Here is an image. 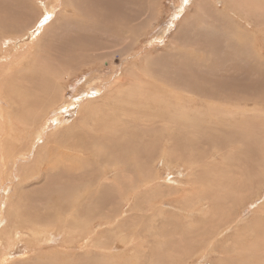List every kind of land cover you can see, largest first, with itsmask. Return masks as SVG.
<instances>
[{
  "label": "rangeland",
  "instance_id": "obj_1",
  "mask_svg": "<svg viewBox=\"0 0 264 264\" xmlns=\"http://www.w3.org/2000/svg\"><path fill=\"white\" fill-rule=\"evenodd\" d=\"M25 3L31 4V8L25 9ZM68 3L67 0H0V60L7 59L0 64V75L27 76L36 64L40 68L34 70L38 72L45 67L46 80L60 84L64 94L60 104L47 109L34 123L24 114L29 104L17 102L10 107L7 101L0 99V111L5 116L0 122H4L0 125V264H4L5 237L11 234H17L14 245L22 246L23 251L7 264L255 263L257 259L246 258L244 250L257 246L259 253L264 251V16L247 13V9L234 10L235 3L230 4L229 0H89V4L82 6L87 7L84 12ZM49 12L53 13L51 22L46 20ZM29 19L32 22L27 23ZM47 21L52 35L46 42L48 48L41 53L38 37L48 26ZM17 23L19 26L28 24L29 28L34 25L35 33L40 34L36 41L33 39L31 49L19 50V45L23 47L26 43H22V39L14 41L18 35L10 26ZM180 25H192L188 42L176 40ZM62 27L67 30L65 34ZM210 30H218L222 36L204 41L207 40L204 32ZM77 60L86 64H79ZM36 77V74L30 75L29 80L36 81L27 84L33 92L41 85ZM127 78L131 85L142 81L140 92L147 102L154 87L160 93L177 88L175 97H179L180 103L189 108L211 109V114L208 112L209 115L206 113L198 119L190 114L189 121L184 119L182 124L180 121L182 130L172 128L167 113L158 115L153 124L152 118H144L139 122L142 128L133 133L140 143L120 142V145L118 142L112 146L110 140H98V134H92V125H97L94 120L100 121L102 110L124 104L126 93L122 95L116 90L123 88ZM4 80L6 85L10 83V88L20 87L18 79ZM184 87L189 90L185 92ZM158 98L161 96L153 100ZM91 99L95 102L83 106ZM214 108L220 109L218 114L224 109L227 116L219 114L218 120L215 112L212 113ZM193 126L196 131L186 130ZM245 134L249 135L250 142L241 147L238 141ZM116 157L121 160L118 170ZM145 165H148L146 169ZM61 167L67 168L62 170ZM147 169L154 173L152 180L145 173ZM154 178L158 180L153 181ZM218 179L223 185H219L220 189L223 187L222 192L218 190ZM158 182L165 188H156ZM204 195L203 198L208 199L201 201ZM218 196L224 200L222 204ZM194 210L199 213L188 214ZM223 214H230V219L236 220L230 227L219 229L222 231L218 235V224H221L218 217ZM29 215L37 218L31 219ZM28 218L31 220L27 221ZM44 218H48L49 225ZM184 220L193 221L184 223ZM236 221L239 222L235 224ZM30 230H41L34 242ZM209 239L207 246L201 244Z\"/></svg>",
  "mask_w": 264,
  "mask_h": 264
},
{
  "label": "bare ground",
  "instance_id": "obj_2",
  "mask_svg": "<svg viewBox=\"0 0 264 264\" xmlns=\"http://www.w3.org/2000/svg\"><path fill=\"white\" fill-rule=\"evenodd\" d=\"M69 3V5L70 6H72L75 10H78V11H83L84 12V10L87 8H82V6H86L87 5V3L89 4V0H67ZM85 3H84V2ZM156 1V0H155ZM229 2H230V4H233V3H235L233 6H234V10H248L247 11V13H249V12H254L257 16H264V0H235V1H233V0H229ZM39 3V2H38ZM52 3V2H51ZM150 3V2H149ZM199 3V2H198ZM96 4V3H95ZM16 5H17V3H16ZM25 6H24V8L25 9H30L31 8V4L30 5H28L27 3H25L24 4ZM40 5H42V4H40ZM51 5V4H50ZM93 5V4H92ZM52 6H54V5H52ZM155 6V5H154ZM93 8V7H92ZM47 9V8H46ZM58 10V9H57ZM233 10V11H234ZM104 11V10H103ZM46 12V11H45ZM46 14V13H45ZM49 14V16H47L48 18L46 19V20H48V21H52L51 19L53 18V13H48ZM92 15V14H91ZM124 16V15H123ZM28 17V16H27ZM52 17V18H51ZM29 18V17H28ZM27 19V18H26ZM93 19V18H92ZM65 20H68L67 18L65 19ZM19 21V20H18ZM47 21V25H48V22ZM30 22H32V20L31 19H29L28 20V22L27 23H30ZM2 23V22H1ZM0 23V24H1ZM70 23V22H69ZM71 24V23H70ZM73 24V23H72ZM88 24V23H87ZM184 24V23H183ZM28 25V24H27ZM25 26V25H21V26H19V23H17V24H13V25H11L10 27H12V31H16L15 33H17V37H14V41H17V40H19V39H22L21 40V42L22 43H26V44H24V46L23 47H20V45H19V50H20V48H22V49H24V48H30L31 49V47H33V45H34V40L36 41L37 39V37L40 35L39 33V35L37 34V33H35V30H34V25L33 26H30V28H29V26ZM32 25V24H31ZM69 25V24H68ZM57 26V25H56ZM83 26V25H82ZM190 26H192V25H187V26H184V27H182L181 25H180V27L179 28H177V30H176V34H175V36H176V40H178L179 38H180V40L181 41H184V42H188V36H189V33L192 31V29H191V27ZM23 27V28H22ZM58 27V26H57ZM17 28V29H16ZM63 28V27H62ZM69 28V27H68ZM76 28V27H75ZM14 29H16V30H14ZM50 29H52V27L51 26H47V27H45V30H43V33H41L42 35H41V37L39 36L38 38H41V41H40V44L38 43L37 45L39 46V48H40V50H39V52H41V50H42V52L41 53H43V52H45V50H43V49H45V47L46 48H48V46H47V44H46V42H48V39H49V36L50 35H52V30H51V32H50ZM54 29V28H53ZM56 29H58L59 30V28H56ZM70 29V28H69ZM68 29V30H69ZM72 30H74V29H72ZM42 31V30H41ZM62 34H65L66 33V28H63L62 29ZM69 31H71V30H69ZM68 31V32H69ZM73 32V31H72ZM76 32V31H75ZM93 32V31H92ZM95 32V31H94ZM21 33V34H20ZM12 34V33H11ZM67 34H69V33H67ZM66 34V35H67ZM74 34V33H73ZM10 35V34H9ZM204 35H206L205 37L207 38V40H204V41H207V42H209L210 40H212V39H217L219 36L221 37L222 35L221 34H219L218 33V30L217 31H215V30H210V31H206V32H204ZM14 36V35H13ZM68 36V35H67ZM85 37L84 38H86V35H84ZM10 38V37H9ZM78 38V37H77ZM5 39V38H4ZM33 40V41H30V40ZM51 39V38H50ZM71 39V38H70ZM9 40V39H8ZM61 40H63V39H61ZM69 40V39H68ZM78 40V39H77ZM174 40H175V38H174ZM6 41V40H5ZM27 41V42H26ZM50 41V40H49ZM66 41V40H65ZM82 41V40H81ZM75 42V41H74ZM172 42H174V41H172ZM83 43H84V41H83ZM82 43V44H83ZM202 43V42H201ZM204 43V42H203ZM17 44V43H16ZM16 44H14L15 45V49H16ZM27 45V46H26ZM72 45V44H71ZM73 45H74V43H73ZM87 46H89V45H87ZM196 46V45H195ZM229 46V45H228ZM29 49V50H30ZM83 49V48H82ZM48 50V49H47ZM84 50V49H83ZM86 50V49H85ZM248 50V49H247ZM26 51V50H25ZM24 53V52H23ZM27 53V52H26ZM29 53H30V51H29ZM7 54V53H6ZM11 54V53H10ZM10 54H9V56H10ZM16 54V53H15ZM28 55V54H27ZM47 55V54H46ZM50 55V54H49ZM86 55V54H85ZM29 56V55H28ZM48 58V57H47ZM7 59H2V60H0V64H3V63H5V62H7L6 61ZM90 60V59H89ZM148 60V59H147ZM202 60V59H201ZM11 61H13V60H10V62ZM40 62V61H39ZM207 62V61H206ZM76 63V62H75ZM77 63H79V64H86L84 61H81V60H77ZM43 64H45V63H43ZM34 65V64H33ZM154 65V64H153ZM42 66V65H41ZM38 68H40L39 67V65H34V69H38ZM45 68V67H44ZM44 68H43V70H38V72H36V70H32V69H29V70H32V72L29 74V75H27V76H25V75H18L17 73H19V72H17L16 74L18 75V76H16L15 74H13V75H11V76H9V77H7V76H3V75H0V99H3V100H5V101H7L8 103V105L10 106V107H13L17 102H21V103H23V104H29V105H32V106H26L25 107V115H27V117L30 119V121H31V123H34V122H36L37 121V119L40 117L41 118V116L45 113V112H47L46 110L47 109H49V108H55L57 105H58V103L64 98V94H63V90L61 89V85L60 84H58L57 82H52L53 84H50V82H48L47 80H46V74H44L45 72H44ZM47 68V67H46ZM77 68V67H76ZM55 69V68H54ZM207 69V68H206ZM28 70V71H29ZM76 70V69H75ZM209 70V69H208ZM45 71H46V69H45ZM210 71V70H209ZM27 72V71H26ZM30 72V71H29ZM157 72H159V71H157ZM21 73V72H20ZM42 73V74H41ZM160 73V72H159ZM182 73V72H181ZM33 74H36V76L39 78L38 80L40 81V87H39V89L37 90V91H35V92H33V90H30L29 89V87L27 86V84L28 85H30L35 79H30L29 80V77H30V75H33ZM54 75H56V74H54ZM61 75V74H60ZM132 75V74H131ZM44 77V79H43V77ZM180 76V75H179ZM10 77H13L14 79H18V81H19V88H10L11 86H9V84H5V80L4 79H6V78H10ZM36 77V78H37ZM120 77H122V76H120ZM128 77H129V75H128ZM22 78H25L26 80H29V81H24ZM153 78V77H152ZM156 78H157V76H156ZM162 78H165V77H163L162 76ZM179 78V77H178ZM183 78V77H182ZM124 79V78H123ZM158 80H159V78H158ZM162 80H165V79H162ZM167 80V79H166ZM178 80V79H177ZM176 80V81H177ZM181 80V79H180ZM15 81V80H14ZM13 81V82H14ZM17 81V82H18ZM36 81V80H35ZM34 81V82H35ZM116 81V80H115ZM12 82V83H13ZM167 82V81H166ZM21 83H24V84H21ZM131 81H130V79L129 78H127V82H125L124 84H123V88H119L118 90H116V92H121V94L123 95L124 93H126V95H125V97H126V101H123L122 100V103H124L123 105H121L120 106V104H119V107H112V109L111 110H106V111H104V110H102L101 111V119H100V121L99 122H97V121H95L94 120V123H96L97 125H95V124H93L92 126H93V131H94V133H92V134H98V136H97V139L98 140H110V141H112L111 142V145L112 146H115L116 145V143H118V144H120L121 145V143L120 142H122V144L123 143H127L128 144V142L129 143H135V141L137 142V143H140V141H137V137H135L134 135H133V133H136L138 130H139V128H142V125L143 124H140L139 122L142 120V119H153L154 121H151L152 122V124L153 123H155L156 122V117L158 116V115H160V114H162V113H167L169 116H170V118H169V124L170 125H172V128L173 127H176V129H180V127L182 126L181 124L183 123L182 121H184V119H186V120H188L189 121V115L190 114H192V115H194L195 116V118L196 119H198V118H200V117H202V116H205L206 115V113L208 114V112L211 110L210 108V110H206V109H196L197 108V106H196V108H189L187 105H185L183 102H179V101H181V100H179V97H178V100H177V97H175V89H177V88H175V89H169L170 91H168V90H165L164 92H162V93H160V90L159 91H156V87H154V88H152V90H151V93H150V98H149V102H147V99H146V97H145V95H142V93L140 92V90L143 88V84H142V81H141V84H139V85H131ZM173 83V82H172ZM195 83V82H194ZM214 83V82H213ZM162 84H164V83H162ZM175 84V83H174ZM173 84V85H174ZM188 84V83H187ZM198 84V83H197ZM215 84V83H214ZM160 85V84H159ZM181 85V84H180ZM118 87H119V85H117ZM121 86V85H120ZM164 86V85H163ZM172 86V85H171ZM152 87V86H151ZM166 87H169V86H167L166 85ZM176 87V86H175ZM203 87V86H202ZM173 88V87H172ZM212 88H213V86H212ZM217 88V87H216ZM113 89H114V87H113ZM180 89V88H179ZM206 89V88H205ZM210 89V88H209ZM187 90H189V88L188 87H184V91L185 92H187ZM204 90V89H203ZM211 90V89H210ZM218 90V89H217ZM208 91V90H207ZM213 91V90H212ZM215 91V90H214ZM213 91V92H214ZM136 92V93H135ZM138 92V93H137ZM142 92H143V90H142ZM150 92V91H149ZM202 92H205V90L204 91H202ZM206 93L207 92H205V94L204 95H206ZM215 93V92H214ZM119 94V93H118ZM186 94V93H185ZM190 94V93H189ZM213 95V94H212ZM215 95V94H214ZM214 95H213V97H214ZM101 96H103V95H101ZM158 96H161V98H158L157 100H153L154 98H156V97H158ZM208 97H209V93H208V95H207ZM216 96V95H215ZM225 96V95H224ZM189 97V96H188ZM187 97V98H188ZM192 97V96H191ZM105 98V97H104ZM151 98H152V100H151ZM195 98V97H194ZM202 98V97H201ZM220 98H221V96H220ZM106 99V98H105ZM101 100H102V98H101ZM107 100V99H106ZM117 100H119V99H117ZM197 100V99H196ZM195 100V101H196ZM214 100V99H213ZM87 101V100H86ZM192 101V100H191ZM203 101V100H202ZM1 102H2V100H1ZM83 102V101H82ZM91 102H95V100L94 101H92V99L90 100V101H88V102H86V104L85 105H83V106H85V107H87V106H90V104H91ZM142 102H144L145 104H142ZM201 102V101H200ZM6 103V102H5ZM105 103V102H104ZM121 103V104H122ZM206 103V102H205ZM60 104V103H59ZM64 104V103H63ZM189 104V103H188ZM20 105V104H19ZM190 105V104H189ZM227 105V104H226ZM99 106H101V104L99 105ZM106 106V105H105ZM191 106H193V105H191ZM63 107V106H62ZM94 107V106H93ZM96 107V106H95ZM137 107H139L140 109H141V111H145V112H142V113H140L139 111H137V110H139V109H137ZM145 107H148V108H150V109H148V110H145ZM224 107V106H223ZM67 108V107H66ZM65 108V109H66ZM80 108H81V106H80ZM79 108V109H80ZM107 108V107H106ZM64 109V108H63ZM62 109V110H63ZM84 109V108H83ZM102 109V108H101ZM226 109V108H225ZM19 110V109H18ZM21 110V109H20ZM92 110H94V108L92 109ZM213 110V109H212ZM214 110L215 111H212V113L213 112H215V116H217V118H218V115L219 114H224L225 116H227V114H226V112H225V110L223 109V111H221L219 114H218V110L220 111V109H215L214 108ZM23 111V110H22ZM61 111V110H60ZM146 111H148V113L149 114H151V115H147V112ZM216 111H217V113H216ZM78 112V111H77ZM18 112H16V114H17ZM90 113V112H89ZM210 113V112H209ZM229 113V112H228ZM19 114V113H18ZM57 114H59V113H57ZM205 114V115H204ZM211 114V113H210ZM230 114V113H229ZM235 114V113H234ZM233 114V115H234ZM164 115V114H163ZM163 115H160V117L161 116H163ZM209 115V114H208ZM60 116V115H59ZM164 116H166V115H164ZM5 116L3 115V113L0 111V122L2 121V119L4 118ZM207 117V116H206ZM229 117V116H228ZM228 117H226L227 119H229ZM232 117V116H231ZM163 118V117H162ZM212 118V117H211ZM62 119V118H61ZM192 119V118H191ZM225 119V118H224ZM55 120V119H54ZM99 120V119H98ZM218 120H219V118H218ZM167 121V120H166ZM180 121H181V124H180ZM22 122H25L24 120L22 121ZM2 123H4V122H2ZM2 123H0V125L2 124ZM56 123V122H55ZM54 123V124H55ZM64 123V122H63ZM205 123V122H204ZM203 123V124H204ZM11 124V123H10ZM20 124V123H19ZM25 124V123H24ZM59 124V123H58ZM151 124V125H152ZM187 124H189L188 122L186 123V125ZM209 124V123H208ZM245 125H246V123H244ZM12 125V124H11ZM21 125V124H20ZM202 125V124H201ZM25 126V125H24ZM23 126V127H24ZM148 126V125H147ZM184 126V125H183ZM195 126H197V125H195ZM195 126H193L191 129H186V130H189L191 133H192V131H193V129L196 131V129H195ZM210 126V125H209ZM22 127V128H23ZM163 127V126H162ZM178 127V128H177ZM2 128H3V126H2ZM5 128V127H4ZM161 128V127H160ZM190 128V127H189ZM53 129V128H52ZM175 129V131H178V130H176ZM207 129V128H206ZM1 130V129H0ZM23 130V129H22ZM161 130V129H160ZM180 130H182V129H180ZM198 130V129H197ZM199 130H201L202 131V129H199ZM3 131V130H2ZM5 131V130H4ZM23 131H25V130H23ZM9 132V131H8ZM26 132V131H25ZM96 132V133H95ZM209 132V131H208ZM157 133V132H156ZM220 133H221V131H220ZM130 134V135H129ZM150 134V133H149ZM155 134V133H154ZM158 134H160V133H158ZM17 135V134H16ZM75 135V134H74ZM163 135V134H162ZM197 135V134H196ZM205 135V134H204ZM208 135V134H207ZM210 135V134H209ZM208 135V136H209ZM1 136V135H0ZM161 136V135H160ZM159 136V137H160ZM167 136V135H166ZM174 136H175V134H174ZM8 137V136H7ZM33 137V136H32ZM71 137V136H70ZM73 137H76V136H73ZM195 137V136H194ZM211 137H213L212 136V134H211ZM242 137V139L241 140H239L238 141V143L241 145V147H243V145H247V142L249 141L250 142V140H249V135H247L246 136V134H245V137L244 136H241ZM4 138H5V136H4ZM90 138H92V136H90ZM174 138V137H173ZM178 138V137H177ZM209 138V137H208ZM234 138V137H233ZM8 139V138H7ZM28 139V138H27ZM93 139V138H92ZM159 138H157V140H158ZM162 139V138H161ZM183 139V138H182ZM186 138H184V140H185ZM189 139V138H188ZM196 139V138H195ZM202 139H203V137H202ZM240 139V138H239ZM258 139V138H257ZM16 140V139H15ZM57 140V139H56ZM76 140H77V137H76ZM129 140V141H128ZM176 140V139H175ZM197 140H200V139H197ZM264 140V139H263ZM17 141V140H16ZM19 141V140H18ZM28 141H29V139H28ZM5 142V141H4ZM22 142V141H21ZM30 142V141H29ZM58 142V141H57ZM64 142V141H63ZM71 142V141H70ZM210 142V141H209ZM255 142V141H254ZM259 142V141H258ZM156 143V142H155ZM188 143V142H187ZM195 143V142H194ZM260 143V142H259ZM42 144V143H41ZM69 144H71V143H69ZM144 144V143H143ZM176 144H177V142H176ZM183 144V143H182ZM189 144V143H188ZM205 144H207L208 145V143L205 141ZM228 144V143H227ZM29 145V144H28ZM67 145V144H66ZM84 145V144H83ZM99 145H102V144H99ZM152 145V144H151ZM168 145V144H167ZM213 145H214V143H213ZM249 145V144H248ZM247 145V146H248ZM13 146V145H12ZM71 146H72V144H71ZM70 146V147H71ZM173 146V145H172ZM179 146V145H178ZM186 146V145H185ZM191 146V145H190ZM262 146V145H261ZM2 147V146H1ZM0 147V148H1ZM28 147V146H27ZM30 147V146H29ZM28 147V148H29ZM36 147V146H35ZM60 147V146H59ZM77 147V146H76ZM128 147V146H127ZM153 147V146H152ZM175 147H176V145H175ZM192 147V146H191ZM264 147V146H263ZM34 148V147H33ZM100 148V147H99ZM168 148V147H167ZM183 148V147H182ZM188 148V147H187ZM198 148V147H197ZM199 148H200V146H199ZM206 148V147H205ZM59 149H62V150H64L63 148H59ZM68 149V148H67ZM71 149V148H70ZM155 149H157V147H155ZM154 149V150H155ZM174 149H176V148H174ZM207 149V148H206ZM79 150V149H78ZM129 150H131V149H129ZM159 150V149H158ZM183 150H185V149H183ZM190 150V149H189ZM198 150V149H197ZM49 150H47V152H48ZM73 151H74V149H73ZM81 151V150H80ZM132 151V150H131ZM148 151H150V150H148ZM161 151V150H160ZM200 150H198V152H199ZM206 151V150H205ZM22 152V151H21ZM54 152V151H53ZM87 152V151H86ZM130 152V151H129ZM187 152H189L188 151V149H187ZM13 153V152H12ZM11 153V154H12ZM46 153V152H45ZM48 153H50V152H48ZM78 153V152H77ZM132 153V152H131ZM130 153V154H131ZM150 153V152H149ZM148 153V154H149ZM151 153H153V152H151ZM150 153V154H151ZM164 153V152H163ZM7 154V153H6ZM14 154V153H13ZM27 154V153H26ZM26 154H24V155H26ZM60 154H62V153H60ZM68 154V153H67ZM139 154V153H138ZM149 154V155H150ZM155 154H156V151H155ZM162 154V153H161ZM165 154V153H164ZM55 155V154H54ZM64 155V154H63ZM63 155H60V156H63ZM132 155V154H131ZM166 155V154H165ZM264 155V154H263ZM41 156V155H40ZM56 156V155H55ZM68 156V155H67ZM84 156V155H83ZM146 156H148V155H146ZM152 156H154V155H152ZM157 156V155H156ZM205 156V155H204ZM13 157V156H12ZM19 157V156H18ZM131 157V156H130ZM149 157V156H148ZM57 158V157H56ZM77 158V157H76ZM109 158V157H108ZM140 158V157H139ZM153 158H155V157H153ZM167 158H169V157H167ZM172 158H175V157H172ZM179 158V157H178ZM177 158V159H178ZM204 158V157H203ZM22 159H23V157H22ZM26 159V158H25ZM142 159V158H141ZM145 159L147 160L148 158H146L145 157ZM150 159V158H149ZM166 159V158H165ZM67 160V159H66ZM79 160V159H78ZM133 160V159H132ZM131 160V161H132ZM143 160V159H142ZM146 160H145V163H146ZM150 160H152V159H150ZM150 160H149V162H150ZM172 160V159H171ZM252 160V159H251ZM27 161H28V158H27ZM39 161V160H38ZM57 161V160H56ZM62 162V160L60 159L58 162ZM70 161V160H69ZM123 161V160H122ZM157 161V160H156ZM174 161H175V159H174ZM182 161V160H181ZM60 162V163H61ZM120 162H121V160H120V157H116L115 158V164H117V170L119 169V166H120ZM134 162V161H133ZM148 162V163H149ZM179 162V161H178ZM189 162H191V161H189ZM196 162H197V160H196ZM196 162H194V163H196ZM76 163V162H75ZM135 163V162H134ZM141 163H144V162H141ZM161 163V162H160ZM184 163V162H183ZM187 163V162H186ZM192 163V162H191ZM53 164V163H52ZM55 165H56V163H54ZM70 164V163H69ZM130 164H132V163H130ZM170 164V163H169ZM172 164V163H171ZM179 164V163H178ZM188 164V163H187ZM186 164V165H187ZM197 164V163H196ZM76 165H78V164H76ZM134 165V164H133ZM175 165V164H174ZM173 165V166H174ZM177 165V164H176ZM175 165V166H176ZM45 166H46V164H45ZM50 166V165H49ZM59 166V165H58ZM58 166H55V167H58ZM67 166H69L68 165V163H67ZM82 166V165H81ZM137 166V165H136ZM135 166V167H136ZM146 166V165H145ZM148 166V165H147ZM147 166L146 167H144L145 169L147 168ZM172 165H170V166H168V167H171ZM189 166V165H188ZM39 167V166H38ZM51 167V166H50ZM70 167V166H69ZM143 167V166H142ZM142 167H141V170H142ZM159 167V166H158ZM37 168V167H36ZM44 168L45 167H43V170H44ZM53 168V167H52ZM60 168V167H59ZM62 168V167H61ZM65 168H67V167H65ZM65 168H62V170L63 169H65ZM83 168V167H82ZM260 168V167H259ZM75 169V168H74ZM130 169V168H129ZM168 170H169V168H167ZM261 169V168H260ZM260 169H259V171H260ZM264 169V168H263ZM263 169H261V171L263 170ZM42 170V169H41ZM50 169H47V171L48 172H50L49 171ZM58 170V169H57ZM67 170V169H66ZM226 170H228V168L226 169ZM225 170V171H226ZM3 171H4V169H3ZM30 171H32V170H30ZM36 171V170H35ZM46 171V170H45ZM59 171V170H58ZM58 171H55V172H58ZM81 171V170H80ZM170 171V170H169ZM224 171V172H225ZM37 172V171H36ZM77 172V171H76ZM134 172V171H133ZM151 172V170H149V169H147L146 171H145V173L147 174V177H149V176H151L150 178H149V180L151 179L152 180V176H154V173H150ZM226 172H230V171H226ZM258 172V171H257ZM29 173V172H28ZM28 173H27V176H28ZM34 173V172H33ZM41 173V172H40ZM52 173V172H51ZM260 173H263V172H260ZM25 174V173H24ZM23 174V175H24ZM50 174V173H49ZM61 174V173H60ZM73 174V173H72ZM134 174V173H133ZM180 174V173H179ZM222 174V173H221ZM226 174V173H225ZM264 174V173H263ZM22 175V174H21ZM30 175H32V174H30ZM34 175V174H33ZM38 175V174H37ZM54 175H56V173L54 174ZM156 175V174H155ZM158 175V174H157ZM1 176V175H0ZM57 176V175H56ZM66 176V175H65ZM72 176V175H71ZM138 176V175H137ZM141 176V175H140ZM178 176V175H177ZM189 176V175H188ZM237 176V175H236ZM39 177V176H38ZM146 177V179H148ZM157 177V176H156ZM231 177V176H230ZM233 177V176H232ZM244 177V176H243ZM30 178V177H29ZM49 178V177H48ZM47 178V179H48ZM79 178V177H78ZM190 178V177H189ZM219 178H221V177H219ZM223 178H226V177H224L223 176ZM227 178H228V176H227ZM241 178V177H240ZM50 179V178H49ZM142 179H144V178H142ZM146 179H144V180H146ZM162 179V178H161ZM188 179V178H187ZM235 179H237V178H235ZM24 180V179H23ZM42 180V179H41ZM156 180H158V179H156V178H154L153 179V181H156ZM164 180V179H163ZM165 180H169V179H165ZM204 180V179H203ZM255 180H256V178H255ZM133 181V180H132ZM131 181V182H132ZM147 181V180H146ZM160 181V180H159ZM248 181V180H247ZM252 181V180H251ZM254 181V180H253ZM36 182V181H35ZM71 182V181H70ZM76 182V181H75ZM201 182V181H200ZM224 182V181H223ZM236 182H237V180H236ZM98 183H100V182H98ZM237 183H239V182H237ZM71 184V183H70ZM105 184V183H104ZM150 184V183H149ZM155 184V183H154ZM213 184V183H212ZM98 185V184H97ZM148 185V184H147ZM219 185H222V184H219V179H218V190L219 191H221L222 192V188L220 189L219 188ZM246 185V184H245ZM127 186V185H126ZM149 186H151V185H149ZM223 186V185H222ZM37 187V186H36ZM65 187H67V186H65ZM84 187V186H83ZM122 187H124V186H122ZM127 187H130V186H127ZM211 187V186H210ZM244 187V186H243ZM21 188V187H20ZM96 188V187H95ZM99 188V187H98ZM132 188V187H131ZM156 188H165L164 187V184L162 183V182H158L157 183V186H156ZM202 188V187H201ZM215 188V187H214ZM237 188V187H236ZM248 188V187H247ZM22 189V188H21ZM63 189V188H62ZM65 189V188H64ZM123 189V188H122ZM111 190H112V188H111ZM22 191V190H21ZM64 191V190H63ZM96 191V190H95ZM113 191V190H112ZM124 191V190H123ZM126 191H128V190H126ZM132 191V190H131ZM159 191V190H158ZM161 191V190H160ZM159 191V192H160ZM194 191V190H193ZM201 191V190H200ZM98 192V191H97ZM114 192V191H113ZM66 193V192H65ZM79 193V192H78ZM92 193V192H91ZM108 193L110 194L111 192H109L108 191ZM121 193V192H120ZM126 193V192H125ZM239 193V192H238ZM243 193V192H242ZM4 194V193H3ZM36 194V193H35ZM52 194V193H51ZM84 194V193H83ZM82 194V195H83ZM95 194V193H94ZM112 194H114V193H112ZM199 194H202L201 192L199 193ZM246 195H247V193H245ZM67 195V194H66ZM81 195V194H80ZM85 195V194H84ZM87 195V194H86ZM156 195V194H155ZM163 195V194H162ZM184 195V194H183ZM210 195V194H209ZM236 195V194H235ZM259 195H261V194H259ZM24 196V195H23ZM100 196V195H99ZM167 196V195H166ZM166 196H163V197H166ZM191 196H192V194H191ZM206 195H204V196H202V198H200V200L201 201H204V200H207L208 199V197H207V199L206 198H203V197H205ZM230 196V195H229ZM234 196V195H233ZM264 196V195H263ZM5 197V196H4ZM76 197V196H75ZM75 197L73 198V199H75ZM114 197H115V195H114ZM1 198V197H0ZM22 198V197H21ZM64 198V197H63ZM84 198V197H83ZM85 198H86V196H85ZM84 198V199H85ZM102 198V197H101ZM104 198V197H103ZM105 198H106V196H105ZM152 198V197H151ZM187 198V197H186ZM194 198V197H193ZM210 198V197H209ZM18 199V198H17ZM19 199H20V197H19ZM65 199V198H64ZM76 199H77V197H76ZM75 199V200H76ZM87 199V198H86ZM90 199V198H89ZM89 199H88V202H89ZM129 199V198H128ZM154 199V198H153ZM239 199H241V198H239ZM256 199V198H255ZM40 200V199H39ZM53 200V199H52ZM173 200V199H172ZM189 200V199H188ZM198 200V199H197ZM210 200H211V198H210ZM16 201V200H15ZM21 201V200H20ZM85 201H87V200H85ZM221 201H224V200H220V196H218V202H221ZM236 201V200H235ZM78 202V201H77ZM104 202V201H103ZM127 202V201H126ZM153 202V201H152ZM169 202V201H168ZM173 202V201H172ZM190 202V201H189ZM213 202V201H212ZM4 203V202H3ZM7 203V202H6ZM17 203V202H16ZM86 203V202H85ZM91 203V202H90ZM94 203V202H93ZM92 203V204H93ZM96 203V202H95ZM94 203V204H95ZM97 203L99 204V201H97ZM149 203V202H148ZM158 203V202H157ZM162 203V202H161ZM174 203V202H173ZM180 203V202H179ZM11 204V203H10ZM14 204V203H13ZM28 204V203H27ZM64 204V203H63ZM76 204V203H75ZM78 204H80V203H78ZM89 204V203H88ZM93 204V205H94ZM155 204V203H154ZM158 204H160V203H158ZM157 204V205H158ZM220 204H222V202L220 203ZM227 204H228V202H227ZM251 204H253V203H251ZM65 205V204H64ZM63 205V206H64ZM66 205H67V203H66ZM69 205H71V204H68V206ZM85 205V204H84ZM101 205V204H100ZM219 205V204H218ZM77 206V205H76ZM75 206V207H76ZM95 206H96V204H95ZM108 206H110V204L108 205ZM112 206V205H111ZM201 206H202V204H201ZM2 207V206H1ZM0 207V208H1ZM17 207V206H16ZM26 207V206H25ZM82 208H83V206H81ZM89 207V206H88ZM92 207V206H91ZM160 207V206H159ZM163 207V206H162ZM195 207V206H194ZM203 207V206H202ZM13 208H14V206H13ZM66 208V207H65ZM98 208V207H97ZM153 208V207H152ZM17 209V208H16ZM15 209V210H16ZM68 209V208H67ZM66 209V210H67ZM72 209V208H71ZM106 209V208H105ZM111 209H112V207H111ZM114 209V208H113ZM174 209H176V208H174ZM192 209V208H191ZM21 210V209H20ZM29 210V209H28ZM65 210V211H66ZM70 210V209H69ZM78 210V209H77ZM79 210H80V208H79ZM82 210V209H81ZM100 210V209H99ZM107 210V209H106ZM150 210H152L151 208H150ZM149 210V211H150ZM13 211V210H12ZM87 211H88V209H87ZM109 211V210H108ZM107 211V212H108ZM115 211V210H114ZM113 211V212H114ZM197 210H194V211H192V212H190V213H188L189 215H194L195 213L194 212H196ZM205 211V210H204ZM23 212L25 213V211L23 210ZM22 212V213H23ZM67 212V211H66ZM97 212H98V209H97ZM112 212V211H111ZM112 212V213H113ZM159 212V214H161L162 212H161V210H159L158 211ZM186 212V211H185ZM187 212H188V210H187ZM206 212V211H205ZM205 212H204V214H205ZM23 213V214H24ZM103 213V212H102ZM116 213V212H115ZM197 213H199L198 211H197ZM78 214H79V216H80V213L78 212ZM98 214V213H97ZM108 214H110V213H108ZM119 214H120V212H119ZM187 214V213H186ZM188 214H187V216H188ZM22 215V214H21ZM82 215V214H81ZM90 215V214H89ZM116 215V214H115ZM229 215L230 214H223V215H221V216H219L218 217V220H219V222H221V224H218V232H217V229L216 228H214V229H216V231L215 230H213V231H215V232H217L216 234H220V232L222 231V230H219V229H221V228H228V227H230L234 222H235V220H236V218H233V219H230V217H229ZM5 216V215H4ZM13 216V215H12ZM60 216V215H59ZM100 216V215H99ZM107 216V215H106ZM120 216V215H119ZM207 216V215H206ZM15 217V216H14ZM22 217V216H21ZM57 217V216H56ZM83 217V216H82ZM88 217V216H87ZM111 217V216H110ZM113 217V216H112ZM29 218H31V219H36L37 218V216H32V215H29ZM26 219L27 221H29V220H31V219ZM60 218V217H59ZM58 218V219H59ZM62 218H64V217H62ZM133 218V217H132ZM193 218H195V217H193ZM205 218V217H204ZM2 219V218H1ZM57 219V220H58ZM81 219V218H80ZM89 219V218H88ZM188 219V218H187ZM43 220H45L46 221V224L47 225H49V223H48V218H44ZM56 220V219H55ZM81 220H83V219H81ZM91 220V219H90ZM205 220V219H204ZM203 220V221H204ZM206 220H207V218H206ZM5 221V220H4ZM39 221V220H38ZM84 221V220H83ZM116 221V220H115ZM190 221H193V220H184V223H186V222H190ZM194 221H196L195 219H194ZM202 221V222H203ZM208 221V220H207ZM19 222V221H18ZM58 222V221H57ZM63 222V221H62ZM67 222V221H66ZM73 222H74V220H73ZM205 222V221H204ZM210 224L212 223L211 221H208ZM239 222V221H238ZM237 221H236V223L235 224H237L238 223ZM114 223V222H113ZM218 223V222H217ZM8 224V223H7ZM6 224V225H7ZM21 224H26V222H24V223H22L21 222ZM28 224V223H27ZM57 223H55V224H53V226L54 225H56ZM59 224V223H58ZM65 224V223H64ZM72 224H74V223H72ZM192 224H194V223H192ZM214 224V223H213ZM111 225V224H110ZM198 225V224H197ZM20 226V225H19ZM59 226V225H58ZM177 226H178V224H177ZM194 226V225H193ZM202 226V225H201ZM205 226V225H204ZM33 227V226H32ZM56 227V226H55ZM63 227V226H62ZM73 227V226H72ZM82 227V226H81ZM179 227H180V225H179ZM178 227V228H179ZM191 227H192V225H191ZM208 227H210V225L208 226ZM207 227V228H208ZM29 228V227H28ZM27 228V229H28ZM38 228V227H37ZM51 228V227H50ZM100 228V227H99ZM98 228V229H99ZM140 228H142V227H140ZM193 228V227H192ZM202 228H204L205 229V227H202ZM223 228V229H224ZM3 229H5V228H3ZM7 229V228H6ZM11 229V228H10ZM20 229V228H19ZM43 229V228H42ZM41 229V230H42ZM47 229V228H46ZM57 229H58V227H57ZM72 229V228H71ZM181 229V228H180ZM190 229V228H189ZM196 229V228H195ZM210 229V228H209ZM212 229V228H211ZM8 230V229H7ZM41 230H39V231H36V230H30L29 231V233H31V234H33V236H34V238H33V241L32 242H34V240H37V237H39L40 236V231ZM45 230V229H44ZM80 230V229H79ZM95 230V229H94ZM206 230V229H205ZM204 230V231H205ZM18 231V230H17ZM185 231V230H184ZM207 231V230H206ZM205 231V232H206ZM211 231V230H210ZM8 232V231H7ZM94 232V231H93ZM119 232V231H118ZM142 231H140V233H141ZM151 232V231H150ZM162 232V231H161ZM191 232V231H190ZM195 232V231H194ZM5 233V232H4ZM10 233V232H9ZM8 233V234H9ZM59 233V232H58ZM69 233V232H68ZM67 233V234H68ZM79 233H80V231H79ZM142 233H144V231L142 232ZM156 233V232H155ZM154 233V234H155ZM186 233V232H185ZM1 234V233H0ZM60 234V233H59ZM66 234V235H67ZM163 234V233H162ZM186 234H189V233H186ZM10 235V234H9ZM129 235H130V233H129ZM201 235V234H200ZM260 235V234H259ZM136 236V235H135ZM165 236V235H164ZM255 236V235H254ZM23 237V236H22ZM123 237H124V235H123ZM131 237V236H130ZM137 237V236H136ZM261 237V236H260ZM5 238H7V246L5 247V250L7 251V252H2V253H4L5 255H3L2 256V259H3V261L2 262H4V264H7L8 262H10V261H12L13 259H15L16 257L15 256H17V254H18V252H20V250H22L23 248H22V246H19V245H14V242H15V240L17 239V234H11L9 237H5ZM21 238V237H20ZM81 238H83V237H81ZM80 238V239H81ZM139 239H140V237H138ZM137 238V239H138ZM162 238V237H161ZM170 238V237H169ZM168 238V239H169ZM196 238V237H195ZM119 239V238H118ZM147 239V238H146ZM154 239V237L152 236V240ZM171 239H172V237H171ZM177 239H179V240H181L180 238H177ZM257 239V238H256ZM1 240V239H0ZM20 240V239H19ZM27 240H28V238H27ZM90 240V239H89ZM192 240H194V239H192ZM196 240V239H195ZM194 240V241H195ZM5 241V242H6ZM17 241V240H16ZM81 241V240H80ZM86 241V240H85ZM123 241V240H122ZM156 241V240H155ZM184 241V240H183ZM188 241H190L191 242V240H188ZM212 241V240H211ZM258 241V240H257ZM87 242V241H86ZM85 242V243H86ZM91 242V241H90ZM146 242V241H145ZM162 242V241H161ZM182 241H180V243H181ZM197 241H195V243H196ZM22 243V242H21ZM26 243V242H25ZM66 243V242H65ZM189 243V242H188ZM210 243V239L209 240H203L202 242H201V244L202 245H208ZM262 243V242H261ZM155 244V243H154ZM175 244H176V242H175ZM186 244V243H185ZM190 244V243H189ZM5 245V244H4ZM26 245H27V243H26ZM29 245V244H28ZM3 246V245H2ZM1 246V247H2ZM237 246V245H236ZM261 246H262V244H261ZM161 247V246H160ZM182 247V246H181ZM243 247V246H242ZM246 247V246H245ZM29 248H31V247H29ZM190 248V247H189ZM193 248V247H192ZM199 248H200V246H199ZM202 248H204V247H202ZM174 249V248H173ZM41 250H43L42 248H41ZM104 250V249H103ZM157 250V249H156ZM183 250V249H182ZM203 250V249H202ZM23 251V250H22ZM244 251H246V258L247 257H249V258H251V256H253L254 258H256L257 260H256V262L255 263H253V264H264V251H261L260 253H259V250H258V248H257V246H248ZM161 252V251H160ZM201 252V251H200ZM243 252V251H242ZM252 252V253H251ZM163 253V252H162ZM185 253V252H184ZM192 253V252H191ZM204 253V252H203ZM20 254H22V253H20ZM164 254V253H163ZM197 254V253H196ZM200 254V253H199ZM147 255V254H146ZM148 255H150V254H148ZM242 255H243V253H242ZM26 256V255H25ZM184 256V255H183ZM195 256H198V255H195ZM24 257V256H23ZM160 257V256H159ZM1 258V257H0ZM188 258V257H187ZM152 259V258H151ZM154 259V258H153ZM176 259V258H175ZM190 260V259H189ZM18 261V260H17ZM16 261V262H17ZM147 261H148V259H147ZM177 261V260H176ZM164 262V261H163ZM179 262V261H178ZM131 263V262H130ZM129 263V264H130ZM249 262H247V261H245V264H248ZM127 264V263H126ZM156 264H157V262H156ZM164 264V263H163ZM175 264V263H174ZM184 264V263H183ZM252 264V263H251Z\"/></svg>",
  "mask_w": 264,
  "mask_h": 264
}]
</instances>
